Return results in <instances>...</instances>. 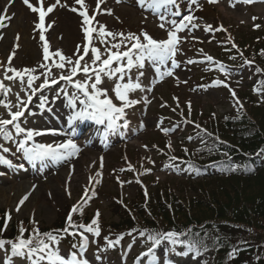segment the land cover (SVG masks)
<instances>
[{"label": "rangeland", "instance_id": "1", "mask_svg": "<svg viewBox=\"0 0 264 264\" xmlns=\"http://www.w3.org/2000/svg\"><path fill=\"white\" fill-rule=\"evenodd\" d=\"M30 2L34 3V6H38L36 0H30ZM52 2L54 0H44L45 8ZM85 2L88 5L89 15H92L96 0H85ZM68 3L72 5L74 0H68ZM200 5L199 9L194 8V14L201 18L198 21L201 27L191 34L187 30L179 34L189 36V39L180 45L181 51L176 56L180 67L174 69V76H165L159 80V74L155 72L156 66L148 61L142 70L133 68L129 76L125 77V82L129 78L135 81L138 72L143 71L144 75L140 77L143 86L145 88L152 87L153 90L151 92L136 90L130 94V97L141 99L147 95L152 103L147 106L146 111L143 103L126 109L125 119L128 121V127L110 131L107 139L104 137V132L107 131L106 124L94 127L92 134V127L89 129L88 125H98V122L92 119L79 120L72 128H69L66 121L72 110L63 95L50 103V111L43 112L37 107L38 99L33 98L30 107L35 115L26 113V117L22 118L21 126L30 129L33 127L37 130H57V134L36 137L35 142L55 145L68 138L61 133L75 131L74 139L81 151L78 156L66 161L49 159L48 166H46L47 159L29 161L18 147V142L25 138L24 135L16 134L14 129L9 126L13 132L12 139L0 137V148L10 149L8 153L0 152V155L6 156L13 162L12 166L0 163V228L4 224L5 213L9 210H11L12 219L8 222L7 231L2 235L10 239L11 233L15 231L12 238L14 239L18 235V228L22 221L23 226L28 229L24 234L27 238L33 227L30 222L33 214L39 222L41 232L64 228L69 212L84 197L87 187L90 198L84 205L83 215L74 214L73 219L77 223L87 225L94 218L97 210L101 214V235L95 237L93 234L86 233L90 243L83 255L89 260V264H154L152 255L142 256V248L149 244L144 237L140 238L138 233L127 235L128 232L122 231L121 228L117 231V228L114 227L120 223L119 216L114 215V205L120 206L124 211L131 210L134 214L138 199L148 201L151 197H157L156 194H159L160 198L166 199L170 193L186 192L185 187L189 184L186 182L188 178L177 175L175 169L178 167L173 162L185 165L187 164L185 162L195 160V152L198 150L195 149L200 147L205 134H212L215 138L219 137L217 141H221L220 137L225 126L229 133L233 126L226 118H237L240 112L249 116V112L252 110L254 117L264 118V112L258 110L260 107L258 104L253 107L249 104L251 100H259V94L254 91V87H256L254 73L255 69L259 67L255 56L259 53V47L264 49V0H256L250 5L237 3L234 8L229 6V0H219L215 4L209 3L208 0H200ZM13 6L22 11V15L19 16L15 13L16 15L10 23L12 26L9 24L10 27L7 26L2 29V34L0 33L4 37L0 40V62L7 64V58L15 48V36L19 34L20 48L12 60V65L17 69L36 67L43 58V42L40 41L39 31L34 29L33 23L38 14L32 13L22 3V0L21 2L14 0ZM75 6L79 8V5ZM180 6L182 11L185 10L187 0H180ZM104 9H111L112 15H108L103 11ZM254 16L258 17L255 21L252 19ZM177 19L180 18L177 17ZM96 20L113 32H139L141 29H147L154 38H167V32L158 27L159 18L151 10L141 8L137 0H123L121 3H117L116 0H105ZM50 21H55L53 27L45 33L51 45L50 51L62 49L66 55H71L78 44L86 43L81 30L82 18L77 13L58 6L53 13L46 17V27ZM93 23L95 24V21ZM205 23L213 24L214 27L222 24L227 32L209 33L203 29ZM254 24H259L260 27L254 28ZM229 34L237 48H233L232 43L228 41ZM192 36L197 39H192ZM94 43L95 46L101 48V51L104 50L98 41H94ZM201 49H203L202 53ZM240 52L243 53L244 58L254 60V64L245 65L239 55ZM205 54L211 55L227 65L231 76L226 79L215 65L207 61L187 63L188 59L203 60ZM231 57L236 58L232 59ZM48 63H51V60ZM170 67L169 62L168 65L161 66V71H166ZM52 71L53 74L59 75V69L53 68ZM76 78L83 79L84 77L83 74H80ZM0 79H3L2 71H0ZM216 79L226 80L230 84L239 101L241 103L243 101V109H237L235 98L232 97L228 87L213 86ZM42 80L43 77L35 84L38 85ZM154 80H159V82L153 84ZM4 83L12 88V93H9L8 98L13 103L16 102V92H19L22 98L25 96V93L21 91L18 79L15 83L7 80ZM114 83L115 81H106L104 87L111 89ZM62 87H65L63 81H60L58 85H51L53 89ZM68 91L71 93L73 89L69 86ZM45 94L49 96L50 101H53L54 93L52 91L46 89ZM108 94L113 97L115 103L119 104L111 90ZM174 97L179 98V107H177ZM188 101H191L190 112ZM162 104L166 106L162 107ZM173 109L176 110L173 111ZM15 110L14 108L13 111ZM0 116L8 118L7 111L3 107H0ZM119 123L123 124L124 121L121 120ZM197 124L201 126L199 129L196 127ZM79 127L83 130H80ZM162 128H168L171 131L165 134L161 130ZM201 129H206L207 132ZM197 132L201 134V138H198ZM189 137L192 139L189 140ZM168 141H171V149L166 147ZM145 145L147 148L144 147ZM29 146H31V142ZM184 149H187V153ZM170 156L179 159L170 161ZM101 157H103L102 169ZM21 163L24 164L23 169L17 167ZM129 164L132 166L131 169ZM97 172H102L101 182L99 184L90 182L89 177H94ZM69 176H71L70 180ZM30 180H33L34 183ZM29 181L30 183H28ZM23 182L25 185L19 187L18 185ZM121 182H124L123 186H121ZM202 182L205 184L206 181ZM242 183H237V185L248 197H253L264 189V182L260 180L247 184ZM33 186H35L34 190ZM91 189L95 190V195H92ZM30 191L31 196L17 213L15 208L19 200ZM69 191L70 196L68 195ZM182 195L189 196L190 193ZM205 213L203 212L204 215H206ZM121 233L125 235L120 244L105 251V238L114 240ZM79 239V236H64L59 244L62 254H69L73 250L72 245ZM250 245L252 246L254 243L250 242ZM260 246V243H256L252 249L258 251L259 257L264 260V246L259 249ZM170 247L167 242H164L155 249L156 256L160 258L159 264H165L169 260L172 261V264H212V258L216 255L213 250L209 249V246H207L208 250L198 258L193 254L181 255V252L186 251L183 245H176L175 252L169 251ZM0 264H28V262L23 258L12 256L8 250H0Z\"/></svg>", "mask_w": 264, "mask_h": 264}, {"label": "snow or ice", "instance_id": "2", "mask_svg": "<svg viewBox=\"0 0 264 264\" xmlns=\"http://www.w3.org/2000/svg\"><path fill=\"white\" fill-rule=\"evenodd\" d=\"M117 3L123 2V0H116ZM139 6L146 10H151L156 15L160 23L158 27L167 32L166 39H157L151 35L147 29H141L139 32L123 31L113 32L107 29V26L96 20V17L101 12V5L105 3V0H96L95 9L92 15H89L88 5L85 0H74V3L70 5L68 0H54L49 6L45 8L44 0H36L38 6H34V3L30 0H22V3L34 14H38L37 19L33 22L34 29L39 31L40 41L43 42V58L42 61L36 67H25L17 69L12 65V60L17 54V50L20 48L19 40L20 35L15 36V48L7 58V64L0 62V71L3 72V79H0V107H3L7 111L8 118L0 116V137L11 140L13 132L9 126L14 129L16 134H23L24 139L18 142L19 149L24 153L29 161H43L51 159L54 161H66L74 156H78L81 151L80 146L76 143L75 131L67 133H61L68 138L61 143L45 144L36 143L35 138L46 134H57L56 129L37 130L22 127V118L26 117V113L29 115H35L30 105H32L33 98L38 99V109L43 111H50V103L54 102V99L63 95L66 98L69 108L72 110L67 116L66 123L69 128H72L79 120L92 119L100 124H106L107 131L104 132V137L107 139L109 132L118 128L128 127V121L125 119L127 116L126 109L135 107L138 104L143 103L145 111L147 106L152 103L148 96H143L141 99H133L130 94L136 90L151 92L152 87L145 88L141 82L140 77H143L144 72L139 71L138 77L135 81L131 78L125 82V77L129 76L133 68L142 70L145 67L146 62L151 61L155 65V72L159 74V80H162L165 76H174V69L180 67V62L177 61V53L181 51L180 45L189 39V36L179 35L182 32L191 34L196 29L201 27L198 21L200 17L194 14V8L199 9L201 7L200 0H187V7L182 11L180 6V0H137ZM209 3L215 4L219 0H208ZM256 0H229V6L235 7L237 3L250 5L255 3ZM75 5H79L77 8ZM65 8L73 13H77L81 18V30L83 33V39L86 43L78 44L76 49L71 55H66L62 49H56L50 51L51 45L46 38L45 33L53 27L55 21H50L46 25V17L57 8ZM11 0L8 4L0 9V30L6 28L14 18V13H10ZM108 15H112L111 9H104ZM179 17L180 19H177ZM145 19H147L145 17ZM253 21L258 17H252ZM119 20V17H117ZM95 21V24L93 23ZM243 23V21H242ZM259 24H254V28H259ZM203 29L209 33L217 31L227 32V29L221 24L218 27H214L213 24L205 23ZM95 34V36H94ZM62 38V37H61ZM192 39H197L192 36ZM4 39L3 35H0V40ZM94 41H98L103 46V51L100 47L95 46ZM228 41L232 43L233 48H237L233 38L229 34ZM203 52V49L200 50ZM91 53V55H90ZM260 54L264 55V49L260 50ZM243 63L251 66L254 64V60L244 58L243 53H239ZM87 57V59H85ZM235 59L236 57H231ZM51 60V63H48ZM207 61L208 63L215 65L218 70L223 73L227 78L231 76V71L228 66L222 61L216 60L213 56L205 54L203 60L188 59V64L202 63ZM170 62L171 67L166 71H161V66H166ZM59 69V75L53 74L52 69ZM66 70V71H65ZM257 73L264 74V69L257 67L255 69ZM11 73V75H9ZM38 73V74H37ZM80 74H83V79L76 78ZM43 80L38 85L35 84L37 80ZM27 78V79H25ZM19 80L21 91L25 93L22 98L19 92L15 93L16 102L13 103L8 97L9 93H12V88L5 85L4 81H11L15 83ZM159 80H154L155 84ZM60 81L65 83V87L53 89L51 85H58ZM106 81H115L111 89L104 87ZM179 83V78L177 77ZM187 83V81H184ZM264 84V81H262ZM223 85L228 87L231 95L235 98L238 110L243 109V104L236 96L235 90L231 89L230 84L226 80L222 81L216 79L213 82V86ZM71 87L73 91L69 93L68 87ZM52 91L54 93L53 101H50L49 96L45 94V90ZM114 93L115 100L119 102L115 103L113 97L109 96V91ZM254 91L260 92V88H255ZM39 93V96L37 94ZM177 107H179V98L174 97ZM166 105L162 104V107ZM16 109L13 111V109ZM188 109L191 111V101H188ZM176 109H173L175 111ZM227 119V118H226ZM123 120L124 123L119 122ZM162 123V121H161ZM143 126V125H141ZM199 129L201 126L196 125ZM165 134H168L171 130L168 128L161 129ZM207 132L206 129H201ZM211 135V134H209ZM189 140L192 137L188 138ZM219 140V137H216ZM31 142V146L29 143ZM147 148V145L144 146ZM166 147L172 148L171 141H168ZM10 149L0 148V152L8 153ZM187 153V149H184ZM170 161H177L179 158L175 156L169 157ZM101 160V169L103 168V157ZM0 163L12 166V161L7 159L6 156L0 155ZM154 163V161H153ZM189 170L199 169L195 168V165L190 161H187ZM174 166V165H168ZM18 168L23 169L24 164L17 165ZM129 168L132 166L129 164ZM74 170V169H73ZM134 170V169H133ZM232 171L236 168L230 169ZM124 171V169H121ZM71 179V176L68 177ZM119 179V178H117ZM102 180V172H97L94 177H89L90 182L99 184ZM124 182H121L123 186ZM35 186H33V190ZM92 195H95V190L91 189ZM31 191L25 194L18 202L15 211L20 212L21 207L28 201L31 196ZM145 194L147 192L145 190ZM70 196V191L68 192ZM89 189L86 187L84 197L81 201L74 205L66 218V226L62 229H53L47 232H41L39 228V222L33 217L31 224L33 225L31 233L27 238L24 234L28 231L23 226V222H20L18 228V235L14 239L0 238V250H10L12 256L23 258L28 264H89V260L86 258V253L90 240L86 233L93 234L95 237L101 235L100 227V212L96 211L94 218L87 225L84 223H77L73 216L79 213L83 215L84 205L88 203ZM12 219L11 210L5 213L4 224L0 228V237L3 232L7 231L8 222ZM135 231V230H134ZM71 235L73 237L79 236V241L72 245V251L65 255L62 254L59 244L64 236ZM124 233H121L116 239H106L105 251L108 248L119 245L124 238ZM127 235H132V232H128ZM139 235L145 237L147 242H151V246L148 247L142 256L152 255L154 264H159V257L155 254V249L164 242H167L171 247L169 251L175 252L176 245H183L186 251L181 252V255L193 254L195 257H200L203 252L207 251V246L202 241L190 236L189 232H152L147 229L139 230ZM198 235V234H197ZM184 237L185 239H181ZM131 248V245H129ZM240 249L234 247L229 253V258H235ZM139 259V258H138ZM165 264H172L169 260Z\"/></svg>", "mask_w": 264, "mask_h": 264}, {"label": "trees", "instance_id": "3", "mask_svg": "<svg viewBox=\"0 0 264 264\" xmlns=\"http://www.w3.org/2000/svg\"><path fill=\"white\" fill-rule=\"evenodd\" d=\"M260 50L255 54L256 62L264 69V55ZM262 81L264 74L259 79L260 92H264ZM262 100H251L249 104L252 107L258 104V110L264 112L261 110L264 109ZM249 116L240 113L234 122L226 119L233 124L231 132L226 131L225 126L221 143H214L216 145L211 149L200 152L196 161L201 166H195L199 173L192 170L186 181L189 183L186 192L170 193L166 199L160 198L159 194L148 201L138 199L134 214L114 205V215L120 219V223L114 225L117 231L122 229L138 234L143 229L189 232L216 254L212 264H264L258 251L255 250V254L252 249L256 243L261 244L259 249L264 246V189L248 197L237 185L255 180L264 182V118L254 117L253 110ZM207 164L211 166L207 167ZM232 168L237 170H230ZM211 169L214 172H210ZM202 181H206L205 184ZM188 192L189 196L182 195ZM13 234L15 231L10 239ZM0 238L6 237L2 235ZM250 242L254 245L251 246ZM234 247L240 251L235 258H229Z\"/></svg>", "mask_w": 264, "mask_h": 264}, {"label": "bare ground", "instance_id": "4", "mask_svg": "<svg viewBox=\"0 0 264 264\" xmlns=\"http://www.w3.org/2000/svg\"><path fill=\"white\" fill-rule=\"evenodd\" d=\"M17 1V0H16ZM19 2H21V0H18ZM8 2H9V0H0V9H3L7 4H8ZM13 3H14V0H11V7H10V9H9V12L10 13H16L17 15H19V16H21L22 15V11H19L18 9H17V7H14L13 6ZM15 14V15H16ZM14 15V16H15ZM10 26H12L11 24H10ZM9 26V27H10ZM2 31L3 30H0V33L2 34ZM31 129H33V127H31ZM43 139V138H42ZM78 177V174L76 175V178ZM32 183H34V181L33 180H30ZM30 181L28 182V183H30ZM25 185V182H23V183H20L18 186L19 187H21V186H24Z\"/></svg>", "mask_w": 264, "mask_h": 264}]
</instances>
